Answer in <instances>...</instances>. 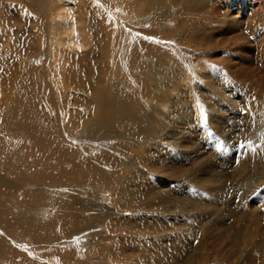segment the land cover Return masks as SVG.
Returning <instances> with one entry per match:
<instances>
[{
  "label": "bare ground",
  "instance_id": "bare-ground-1",
  "mask_svg": "<svg viewBox=\"0 0 264 264\" xmlns=\"http://www.w3.org/2000/svg\"><path fill=\"white\" fill-rule=\"evenodd\" d=\"M178 262L264 264V0H0V264Z\"/></svg>",
  "mask_w": 264,
  "mask_h": 264
},
{
  "label": "rangeland",
  "instance_id": "rangeland-1",
  "mask_svg": "<svg viewBox=\"0 0 264 264\" xmlns=\"http://www.w3.org/2000/svg\"><path fill=\"white\" fill-rule=\"evenodd\" d=\"M222 87V86H221ZM220 87V89H223V90H226V86H223L222 88ZM230 94V97H231V94L232 93H228V95ZM239 113H241L240 111H239ZM227 114V118H229V121H227L228 123V125H226L227 126V128L228 129H230V132H231V130L232 131H237V132H233V133H236V134H238L239 133V135H240V133H242V132H238V131H240L241 130V128H240V126L238 127V124L240 125V119H239V115L240 114H238V113H233V112H227L226 113ZM233 115V116H232ZM236 116V117H235ZM238 117V118H237ZM196 126H194V125H191V127H190V129L191 128H195ZM247 133V134H246ZM252 132H243L241 135L242 136H244V137H246L247 139H249V138H251V137H253L252 135L253 134H251ZM254 133V132H253ZM245 134V135H244ZM249 134V136H246V135H248ZM221 135L223 136H219V140L221 141V143H222V147H220V148H225L226 147V144H224L225 143V138H226V135H228V134H226V132H221ZM242 136H241V138H242ZM200 139V138H199ZM235 140V139H234ZM237 140V139H236ZM254 138L253 139H251V140H249L248 142H246L245 144L246 145H244L245 146V149H247L248 150V148H252L249 144L250 143H254ZM113 142H109L112 146L113 145H115V144H117V140H112ZM200 141V144H202V146H204L206 149L204 150V151H201V152H198V153H203V154H205L206 152V150H207V148H208V146H209V143H210V140L208 141V140H206V141H204V143L201 141V139L199 140ZM202 142V143H201ZM242 145V144H241ZM102 146V145H101ZM224 146V147H223ZM244 149V150H245ZM230 150H232L233 151V149H230ZM246 150V151H247ZM208 151V150H207ZM215 151H217V153L215 152ZM215 151H212V152H208V154L209 155H211V156H216L217 157V154L218 153H220L221 151H219V150H215ZM235 151V150H234ZM240 151V150H239ZM196 153V152H195ZM240 153V152H239ZM197 154V153H196ZM207 153H206V155H208ZM238 154V153H237ZM242 154V155H241ZM255 154L256 153H253V154H251L252 155V157L254 156L255 157ZM246 153H245V151H241V153L240 154H238V156H241L240 157V159L238 160V162L240 163L241 162V160L244 158V157H247L248 155H246ZM194 156V155H193ZM219 156V159H220V161L221 162H223V160H222V157L220 156V155H218ZM205 157V159H204V162H206L207 160V158H206V156H204ZM211 158V157H210ZM250 163H253V160L250 162ZM189 176H190V174H188V175H185V176H183L182 177V179H186V178H188V180H190V178H189ZM191 176H193V174H191ZM185 177V178H184ZM182 179H180V177L178 178H176V180H177V184L179 183V182H182ZM187 180H184V182H182L183 184V186L181 185V188L179 189V191L177 190V192L175 193V191H173L175 194H177L178 196H181V197H183V198H187L188 197V199L190 200V199H194L195 197H196V195H197V193H200V191H201V189L203 188H199L197 185L195 186V184L192 182V184L191 185H188V183L186 182ZM187 183V184H186ZM175 184H176V182H175ZM185 184V185H184ZM193 185H194V187H193ZM171 187L173 188V190L175 189L174 188V186L173 185H171ZM184 187V188H183ZM182 190V191H181ZM179 192V193H178ZM183 192V193H182ZM189 192H191V193H195V197H194V195L193 196H191L192 194L191 193H189ZM220 192V191H219ZM220 193H222V192H220ZM180 194V195H179ZM188 194V195H187ZM184 195V196H183ZM192 197V198H191ZM211 201V200H210ZM236 209V208H235ZM178 210H180V209H178ZM178 210H176L175 212L178 214V215H183V213H184V209H181V211H178ZM180 213V214H179ZM182 213V214H181ZM167 226H168V228H171V227H173L174 226V224H167ZM174 229V228H173ZM169 230V231H168ZM167 231H166V234L167 235H170V234H172L173 233V231H172V228L171 229H168ZM192 234V236H193V234H194V230H193V233H191ZM190 235V234H189ZM173 238V237H172ZM219 242V241H218ZM32 243H28V246L31 248V247H33V244L31 245ZM218 244H221V243H218ZM218 244H214V247H213V250L214 251H216L217 252V257H222V254H221V252H222V250H219L218 251V248H219V245ZM218 246V247H217ZM215 247H216V249H215ZM227 250V249H226ZM216 252H213V254H215ZM186 253H188V252H186ZM187 255V254H186ZM186 257V256H185ZM178 264H179V262H178Z\"/></svg>",
  "mask_w": 264,
  "mask_h": 264
}]
</instances>
